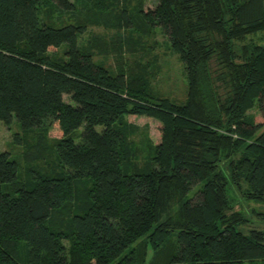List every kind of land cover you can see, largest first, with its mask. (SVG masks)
Segmentation results:
<instances>
[{"label":"trees","instance_id":"obj_1","mask_svg":"<svg viewBox=\"0 0 264 264\" xmlns=\"http://www.w3.org/2000/svg\"><path fill=\"white\" fill-rule=\"evenodd\" d=\"M118 2L0 0V122L61 134L57 171L33 188L0 149V264H264V0H157L137 14ZM82 3L79 23L42 20ZM91 9L116 15L128 44L161 30L185 100L158 91L148 67L113 70L82 47ZM128 117L159 123L146 156Z\"/></svg>","mask_w":264,"mask_h":264},{"label":"rangeland","instance_id":"obj_2","mask_svg":"<svg viewBox=\"0 0 264 264\" xmlns=\"http://www.w3.org/2000/svg\"><path fill=\"white\" fill-rule=\"evenodd\" d=\"M156 2L157 0H119L118 5L115 6L117 11L129 8L130 12L137 14L142 8L146 11L153 8ZM79 6L77 12L68 13L50 5L47 10H43L42 20L48 19L56 25L79 23L83 21L82 19H86L87 10H90L85 3ZM92 11L95 18L92 19L90 16L92 21L88 25V30L79 39V44L82 47L92 51L98 62L113 70H117L119 66H122L123 61L132 68H138V63L148 67L147 72L150 74L152 84L158 91L175 100H185L187 78L184 65L171 50L167 37L161 30L155 29L152 32L153 34L148 36L135 35L137 42L128 44L124 41L128 39L130 33L120 29L117 22L112 20V18H117L116 15L110 13L109 18L106 19L104 16L101 19L98 16L99 14H96L95 9ZM254 39L256 42H264V34L261 33ZM62 51L63 48L54 55L60 57ZM65 99L66 101L69 100L68 98ZM250 114L256 117L258 115L257 110L251 111ZM127 122L136 128L133 133L130 129L128 132H131V139H134L141 146L143 155L146 156L148 152L147 138L149 137L153 143H158L160 140L159 123L147 117H128ZM81 132L82 130H78L74 134L76 140L77 138L79 140ZM60 136L58 127L51 129L50 139H57ZM18 138L21 139V145L17 142ZM50 139L48 141L42 131H33L25 135L18 124L13 123L10 127H7L0 122V149L9 152L12 159L17 162L19 179L27 184L28 188L35 186L37 175L47 178L53 176V173L57 171V155L52 148ZM38 143L45 146L47 143V149L45 147L41 153L40 151L36 153V150L32 147H36ZM198 190L199 188L194 189L189 198L195 197ZM252 206L259 207L255 203H252ZM254 226L264 231V221L256 219L254 220ZM150 255H152L151 251Z\"/></svg>","mask_w":264,"mask_h":264}]
</instances>
